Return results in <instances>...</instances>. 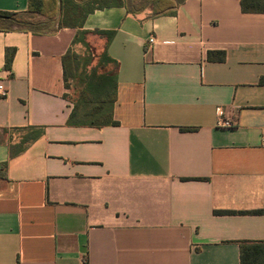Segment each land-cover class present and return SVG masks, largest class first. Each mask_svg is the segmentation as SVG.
<instances>
[{"label":"crops","instance_id":"crops-1","mask_svg":"<svg viewBox=\"0 0 264 264\" xmlns=\"http://www.w3.org/2000/svg\"><path fill=\"white\" fill-rule=\"evenodd\" d=\"M31 2L0 0L54 29L0 32V264H241L264 243V14L238 0L90 14L117 82L118 125L99 127L64 81L77 30L59 28V0L52 19Z\"/></svg>","mask_w":264,"mask_h":264},{"label":"trees","instance_id":"trees-1","mask_svg":"<svg viewBox=\"0 0 264 264\" xmlns=\"http://www.w3.org/2000/svg\"><path fill=\"white\" fill-rule=\"evenodd\" d=\"M62 8V18L59 22V28L71 26L77 30L76 37L72 47L63 58L64 81L67 88H71V82L76 81L78 87L74 91V99L77 101V107H81L86 112L87 120L92 126H116L118 123L113 119V108L117 99L116 76L113 72H107L106 68L112 60L107 53L98 55L91 46L89 38L92 35H102L99 32H89L84 28L86 18L100 10L107 8L120 7L125 8L130 14H140L148 9H152L155 16H175L178 8L187 0H59ZM242 11L246 14H264V0H238ZM58 11V0H40L35 3L32 0L29 12L37 16L54 18ZM23 14H15L0 11V32H10L12 30H21L14 28L15 25L25 26L26 29L35 34L54 31L53 26L39 19H24L20 21L17 17ZM81 45L86 51H93L97 58L96 65H92L91 55L82 56L75 47ZM14 49L6 50L5 68L11 70ZM90 54V53H89ZM225 52H209L208 60L211 62H224ZM21 149L18 155L22 153ZM7 165H0V176L6 178ZM260 211L252 212H230L221 211L216 214L235 215V214H260ZM241 264H264V243L255 245H243L241 250Z\"/></svg>","mask_w":264,"mask_h":264},{"label":"rangeland","instance_id":"rangeland-1","mask_svg":"<svg viewBox=\"0 0 264 264\" xmlns=\"http://www.w3.org/2000/svg\"><path fill=\"white\" fill-rule=\"evenodd\" d=\"M149 11H151L150 13H151V15H154L155 13L153 12V10L152 9H149ZM17 19H21L20 21H23L24 19H28V17H24V16H21V17H17ZM27 20H24V22H26ZM14 28H18V29H26V25L25 26H19V25H15L14 26ZM75 50L80 54V55H82V56H89V55H91L90 57L92 58V65L94 66V65H96V63H97V58H96V55H95V53H94V50L91 52V51H86V49L84 48V47H82L81 45H78V46H76L75 47ZM90 53V54H89ZM75 87H78V83L76 82V81H73V82H71V88L72 89H70V96L72 97V98H74V91L76 92V89L77 88H75Z\"/></svg>","mask_w":264,"mask_h":264},{"label":"built area","instance_id":"built-area-1","mask_svg":"<svg viewBox=\"0 0 264 264\" xmlns=\"http://www.w3.org/2000/svg\"><path fill=\"white\" fill-rule=\"evenodd\" d=\"M149 43L153 45L155 43V39L151 38L149 40ZM8 90L4 85H0V97H7ZM236 126V122L232 119L226 118L224 113L219 114V120H218V127L221 128H233Z\"/></svg>","mask_w":264,"mask_h":264}]
</instances>
